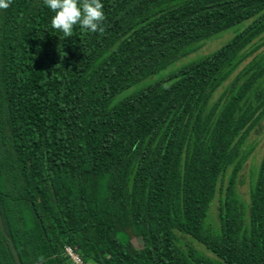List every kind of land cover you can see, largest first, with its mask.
Returning <instances> with one entry per match:
<instances>
[{"label":"trees","instance_id":"1","mask_svg":"<svg viewBox=\"0 0 264 264\" xmlns=\"http://www.w3.org/2000/svg\"><path fill=\"white\" fill-rule=\"evenodd\" d=\"M101 2L105 32L67 38L43 0L0 10V264H73L65 247L84 264H264V150L248 201L236 190L264 121V59L244 65L264 0Z\"/></svg>","mask_w":264,"mask_h":264},{"label":"rangeland","instance_id":"2","mask_svg":"<svg viewBox=\"0 0 264 264\" xmlns=\"http://www.w3.org/2000/svg\"><path fill=\"white\" fill-rule=\"evenodd\" d=\"M246 25V23H241L238 25H235L234 27L228 29L227 31L218 34V35H214L212 36L210 39L202 42V43H198V45H202L200 47H197L195 50L191 51L187 56L182 57L180 59V61L176 62V66H179L181 63H187L190 60H194L197 57L200 56H204L207 54H210L211 52H213L214 50H216L217 48L221 47L223 44H225L232 36H234L236 33L240 32L244 26ZM259 42L262 43L261 47L250 57L246 60V62L244 63V65H246L248 62H250L253 59H258L261 58L262 60L264 59V38L262 40H260ZM175 65H171L169 66L168 69L159 72L153 76H151L150 78L143 80L142 82H140L136 87L121 93L117 99H120L124 96H126L127 94H129L130 92H132V90H134L137 87L140 86H145L147 84H149L150 82L159 80L160 78H163L170 70H172ZM229 85V81L226 82V84L224 85V87H222L221 89L218 90V92L216 93L215 97L217 98L220 94L223 93V90H225ZM227 86V87H225ZM263 150H264V121H262L260 123L259 127H255L249 134L247 140L244 143V152H245V163L239 173L238 176V182L236 185V190L237 193L241 196V198L244 201H248V197H249V192H250V186L252 184L256 169L259 165L260 159L262 157L263 154ZM218 196L217 195L211 205V209H210V214H209V222L212 224H216L217 221V212H218ZM177 236H179V233H176ZM181 240L183 241L184 244L190 245L191 247L195 248L196 250L203 252L205 256L208 257H214V255L208 251L202 244L198 243L197 241H195L194 239H192L190 236L181 235L180 236ZM181 242V241H180ZM131 245L133 248L135 249H140L142 248L143 244L141 241L139 240H135L132 239L131 241Z\"/></svg>","mask_w":264,"mask_h":264},{"label":"clouds","instance_id":"3","mask_svg":"<svg viewBox=\"0 0 264 264\" xmlns=\"http://www.w3.org/2000/svg\"><path fill=\"white\" fill-rule=\"evenodd\" d=\"M12 0H0V10H7ZM43 3L55 14L51 18L53 29L71 37L73 28L103 34L105 14L101 0H43Z\"/></svg>","mask_w":264,"mask_h":264},{"label":"built area","instance_id":"4","mask_svg":"<svg viewBox=\"0 0 264 264\" xmlns=\"http://www.w3.org/2000/svg\"><path fill=\"white\" fill-rule=\"evenodd\" d=\"M65 252L73 264H84L79 255L73 252L69 247H65Z\"/></svg>","mask_w":264,"mask_h":264},{"label":"water","instance_id":"5","mask_svg":"<svg viewBox=\"0 0 264 264\" xmlns=\"http://www.w3.org/2000/svg\"><path fill=\"white\" fill-rule=\"evenodd\" d=\"M0 227H1V229H2V232L4 233V231H3V226H2V222H1V219H0ZM10 246H11V249H12V251L14 252V248H13V245H12V243L10 242ZM14 255H15V257L17 258V256H16V254L14 253Z\"/></svg>","mask_w":264,"mask_h":264}]
</instances>
